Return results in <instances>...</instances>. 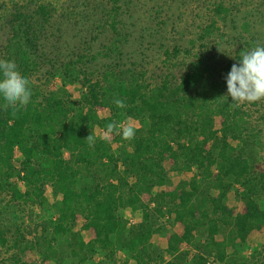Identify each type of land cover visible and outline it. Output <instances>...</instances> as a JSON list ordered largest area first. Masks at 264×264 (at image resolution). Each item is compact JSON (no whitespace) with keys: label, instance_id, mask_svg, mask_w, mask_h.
Instances as JSON below:
<instances>
[{"label":"trees","instance_id":"trees-1","mask_svg":"<svg viewBox=\"0 0 264 264\" xmlns=\"http://www.w3.org/2000/svg\"><path fill=\"white\" fill-rule=\"evenodd\" d=\"M120 1L110 0L116 13L121 10ZM28 7L20 5L11 14L14 35L1 58L14 61L30 81L32 69L36 71L31 49L38 47L36 42L52 12L43 4L33 14L20 10ZM240 51L219 78L206 57L199 55L180 80L168 73L161 84L152 86L140 78L126 82L113 72L105 73L103 80L93 82L87 77V90L80 100H73L67 85L76 81L80 56L66 66L64 83L57 90L45 92L30 81V102L15 114L10 107L4 109L0 97V199L11 194L18 206L45 207L50 203L45 194L49 184L54 196L52 214L32 240L22 225L15 230L0 228V248L14 251L9 263L0 264H23L20 254L29 250L40 253L43 263L54 264H95L93 255L100 250L110 258L127 250L138 264H209L211 255L221 263L237 264L235 250L264 226V208L259 203L264 168L257 164L241 106H231L234 100L225 79L231 66L239 64ZM181 52L180 48L167 49L165 55L173 58ZM116 97L126 107H116L112 102ZM99 107L109 108L112 114L101 117ZM124 112L142 125L133 139L118 137L130 149L115 150L110 140L99 137L90 148L85 138L91 132L95 135L96 126L117 122ZM216 115L223 118L221 129L216 128ZM17 148L23 156L20 167L15 162ZM168 159L175 171L197 167L199 173L154 195L155 188L172 183L164 164ZM238 184L244 187L241 198L246 210L235 214L226 201ZM145 195L156 201L155 209L144 201ZM123 210H142V220L130 224ZM166 213L183 224L184 233L171 236L163 250L153 237L162 229L156 214ZM80 216L86 220L84 228L95 231L89 241L74 230ZM220 233H224L222 239L217 238ZM183 242L197 251L190 261L183 253L175 254ZM229 247L235 254L228 252ZM165 253L172 259L166 260Z\"/></svg>","mask_w":264,"mask_h":264},{"label":"rangeland","instance_id":"rangeland-1","mask_svg":"<svg viewBox=\"0 0 264 264\" xmlns=\"http://www.w3.org/2000/svg\"><path fill=\"white\" fill-rule=\"evenodd\" d=\"M2 4H6V7L3 8ZM26 4L29 7L20 8L21 11L29 10L33 14L39 4H43L52 12L50 22L40 32L36 42L38 47L31 49L36 71L32 69L30 81L35 88L45 92L57 90L64 83L66 66L83 56L75 69L78 75L76 81L67 85L73 100H80L87 90V77L94 82L103 80L105 73L113 72L117 79L126 82L140 78L152 86L161 84L168 73L180 80L199 55L206 57L219 78L226 64L235 58L239 50L250 49L257 44L264 46V0H122L118 13L110 0H0V59L4 47L14 35L9 23L11 14L20 5ZM175 48L182 50L179 56L169 58L165 55V50L173 51ZM240 106L248 122L257 164L264 168V98L256 102H241ZM99 114L108 117L112 113L107 107H99ZM215 119L216 128L221 129L222 116L216 115ZM117 123H130L135 129L142 126L136 118L125 112ZM105 130L106 127L97 125L95 135L99 137ZM120 136L115 132L109 134L114 149H130L126 142L117 141ZM15 156V162L20 167L23 156L18 148ZM65 156L70 157L68 152ZM164 164L172 183L155 188L154 195L163 189H173L181 181H190L199 173L197 167L191 171H175L173 161L169 159ZM16 181L25 189L21 180ZM243 189L238 184L227 197V205L235 214L246 210L241 198ZM45 192L50 202L45 207L32 203L18 206L11 194H5L0 199V228L10 226L15 230L16 226L22 225L27 239L37 237L40 234L35 233L38 232L37 228L52 214L50 204L54 196L50 184L45 187ZM259 195V203L264 208V193ZM143 198L152 209L157 207L150 195ZM123 213L130 224L142 220V210H123ZM156 217L158 227L162 229L154 235L153 243L165 250L171 236L184 233V226L169 213L165 216L156 214ZM85 222V218L80 216L74 230L80 231L84 239L89 241L94 238L95 231L85 229ZM12 236L10 234L11 239ZM223 237L224 233L217 235L218 239ZM235 251L237 264H264V226L254 230L247 242L239 245ZM235 251L232 247L228 248L231 255ZM196 252L193 245L183 242L175 254L183 253L190 261ZM12 254L14 251L0 248V263H9ZM20 256L23 264H54L50 261L43 263L41 254L33 250ZM93 257L95 264H138L127 250H120L111 258L108 252L100 250ZM165 258L170 260L172 256L165 253ZM208 260L209 264H227L221 263L213 255Z\"/></svg>","mask_w":264,"mask_h":264},{"label":"clouds","instance_id":"clouds-1","mask_svg":"<svg viewBox=\"0 0 264 264\" xmlns=\"http://www.w3.org/2000/svg\"><path fill=\"white\" fill-rule=\"evenodd\" d=\"M239 64L234 63L225 79L227 92L233 98L232 107H239L241 102H256L264 98V46L259 44L239 52ZM30 81L19 70L12 60L0 59V97L5 101L3 107L13 109V114L25 107L32 95ZM226 97V96H225ZM113 104L118 108L126 107L125 102L116 97ZM136 129L132 124L117 123L106 125V130L99 136L108 141L110 133L122 135L124 140H131ZM97 136L92 132L85 140L90 148L94 147Z\"/></svg>","mask_w":264,"mask_h":264}]
</instances>
